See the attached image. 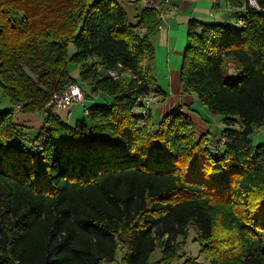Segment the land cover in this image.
I'll return each instance as SVG.
<instances>
[{
	"label": "trees",
	"instance_id": "trees-1",
	"mask_svg": "<svg viewBox=\"0 0 264 264\" xmlns=\"http://www.w3.org/2000/svg\"><path fill=\"white\" fill-rule=\"evenodd\" d=\"M226 1L243 8L242 25L191 20L181 68L185 93L239 124L213 148L182 113L151 130L135 112L162 94L150 43L158 3L132 24L121 0H0V88L43 116L36 130L0 107V264H106L118 252L122 264H149L158 247L176 264L191 228L209 264H264V142L252 139L264 126V0ZM72 63L88 98L113 99L74 125L49 105L76 82ZM118 63L136 77L113 79Z\"/></svg>",
	"mask_w": 264,
	"mask_h": 264
},
{
	"label": "crops",
	"instance_id": "crops-1",
	"mask_svg": "<svg viewBox=\"0 0 264 264\" xmlns=\"http://www.w3.org/2000/svg\"><path fill=\"white\" fill-rule=\"evenodd\" d=\"M122 4L128 14L129 21L136 24L140 20L145 5L142 2L129 0L123 1ZM158 7L162 11L161 25L151 37L150 43L154 49L152 71L162 94H159V98L151 107L146 128L156 129L165 114L175 111L188 116L195 123L198 135L207 134L211 146L212 142L216 143L212 138L214 129L220 130L222 136L224 129L238 127L239 124L235 122L231 126L228 125L226 122L228 116L205 107L197 94L185 93L181 82V68L187 47L189 24L191 20H197L202 23H223L239 27L242 25L244 10L232 7L226 0H173L162 2ZM74 66L80 67L76 64ZM87 96L88 94L85 93V98H88ZM89 98L95 101L85 109L103 101L109 103L112 101L109 96L103 93H100L98 97L90 96ZM4 104L6 108L14 109L15 118L19 123L35 129L41 126L43 116L22 112L11 103L10 99L7 102L4 101ZM81 111L82 106L78 103L69 110L62 111L59 115L68 124L74 125L77 120L81 119ZM253 135L258 141H263L264 126L256 127Z\"/></svg>",
	"mask_w": 264,
	"mask_h": 264
},
{
	"label": "rangeland",
	"instance_id": "rangeland-1",
	"mask_svg": "<svg viewBox=\"0 0 264 264\" xmlns=\"http://www.w3.org/2000/svg\"><path fill=\"white\" fill-rule=\"evenodd\" d=\"M122 2L125 1V0H121ZM68 52L70 55H73L75 52H76V46L73 42L69 43V46H68ZM71 66L69 67L70 68V72H71V76L73 77V79L79 83L83 90L85 91V93L87 94H91L92 93V89L90 87V85L88 83H85L82 81V78H81V68L80 67H76L74 66L75 64L72 63L70 64ZM230 71H231V75L233 76L234 75V66H230ZM108 96V95H107ZM98 97V96H97ZM110 97V96H109ZM111 98V97H110ZM112 99V98H111ZM8 97L3 93L2 89L0 88V107L1 108H6V105L4 104V101H8ZM85 103L82 102V103H79L81 106H82V111H81V117L82 118L84 115H85V107L88 106V105H91L95 100L91 99V98H85ZM113 101V99H112ZM111 101V102H112ZM87 103V105H86ZM102 103H107L106 101H103ZM139 106L138 105L137 107H135V109L137 110L136 113L140 110L139 109ZM140 112H138L139 114ZM37 130V128H36ZM35 134V131L31 132L29 135L32 137L34 136ZM213 140L216 141L215 142H212L211 146H213L214 148H216L217 146V142L221 136V131L220 130H216L214 129L213 130ZM253 142L258 145L263 141H258L257 139L254 138V135H253ZM178 242L180 241V247H181V251H180V254H181V257L179 258V260L177 261L176 264H180L182 263L187 257L189 256H192V257H199V262L201 264H209L208 261H207V258L204 254L201 255V243L199 241L196 240V233H195V230L194 228H191L190 229V233L188 236L186 237H179ZM161 259H162V249L160 247H158L151 255L150 257V262L149 264H164L161 262ZM106 264H122V260H121V252H118L117 253V256H116V260L113 261V262H107Z\"/></svg>",
	"mask_w": 264,
	"mask_h": 264
},
{
	"label": "built area",
	"instance_id": "built-area-1",
	"mask_svg": "<svg viewBox=\"0 0 264 264\" xmlns=\"http://www.w3.org/2000/svg\"><path fill=\"white\" fill-rule=\"evenodd\" d=\"M134 1L142 2L145 5V7H148L154 3L160 4L162 2H171L173 0H134ZM249 1L252 5H256V0H249ZM137 31L139 33H143L145 31V28L139 27ZM98 69L100 70L101 67L98 66ZM107 73L115 80H120L126 77H136V75H134L132 71L124 69L122 63H118L116 68L109 69ZM158 98L159 95L154 92L143 96L141 100V104L139 106L140 114L143 117L142 122H145L149 118L151 107ZM84 100H85V92L82 86L77 82H70L65 86L64 90L53 93L49 105L55 107L56 112L59 114L64 110L67 109L69 110L75 104L84 102ZM16 106L17 108H20V105H16ZM84 112L85 114L88 113V108H86ZM219 141L221 145L225 143L224 132L222 133V136L219 139ZM165 236L168 237L167 234Z\"/></svg>",
	"mask_w": 264,
	"mask_h": 264
}]
</instances>
